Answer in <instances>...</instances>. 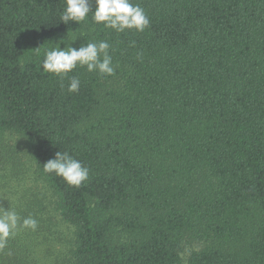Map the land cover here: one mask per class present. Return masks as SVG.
Here are the masks:
<instances>
[{"label": "trees", "instance_id": "trees-1", "mask_svg": "<svg viewBox=\"0 0 264 264\" xmlns=\"http://www.w3.org/2000/svg\"><path fill=\"white\" fill-rule=\"evenodd\" d=\"M133 2L143 32L89 14L72 45L107 40L115 74L61 79L65 0H0V206L38 220L0 264H264V0ZM64 150L79 188L43 171Z\"/></svg>", "mask_w": 264, "mask_h": 264}, {"label": "clouds", "instance_id": "clouds-1", "mask_svg": "<svg viewBox=\"0 0 264 264\" xmlns=\"http://www.w3.org/2000/svg\"><path fill=\"white\" fill-rule=\"evenodd\" d=\"M91 20L111 29L116 33L126 30L143 32L149 26V17L144 8L133 0H65V7L60 16V22L68 25L75 22L79 27L71 30L72 38H61L56 42H49L51 47L43 48V58L40 61L41 69L63 79L77 67H85L87 72H98L101 75L112 76L115 66L111 55V44L107 40L92 41L72 46L76 41L78 29L82 23ZM64 47L61 48L60 45ZM44 45V44H43ZM37 55L41 53V46L34 49ZM139 56V54H138ZM79 77L69 78L68 92H78ZM43 171L61 177L72 187L79 188L89 180L90 170L77 160L68 150L57 151L54 156L43 164ZM38 220L33 215L21 217L14 209H5L0 206V250L7 247L10 238L16 236L20 230H36Z\"/></svg>", "mask_w": 264, "mask_h": 264}, {"label": "rangeland", "instance_id": "rangeland-1", "mask_svg": "<svg viewBox=\"0 0 264 264\" xmlns=\"http://www.w3.org/2000/svg\"><path fill=\"white\" fill-rule=\"evenodd\" d=\"M61 226V229L63 230V231H65V233L67 234V228L64 226V225H60ZM191 249V247L189 246H187L186 248H185V251L183 252V255H182V260H183V262H182V264H186V257H187V252L189 251Z\"/></svg>", "mask_w": 264, "mask_h": 264}]
</instances>
